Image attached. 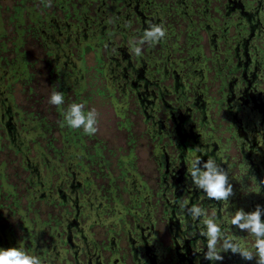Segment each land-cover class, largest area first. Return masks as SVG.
Here are the masks:
<instances>
[{"label": "rangeland", "instance_id": "obj_1", "mask_svg": "<svg viewBox=\"0 0 264 264\" xmlns=\"http://www.w3.org/2000/svg\"><path fill=\"white\" fill-rule=\"evenodd\" d=\"M179 1L177 7V0H130L141 22L132 21L134 28L163 21L168 32L163 43L146 46L136 57L127 46L136 32L125 22L116 25L125 9L114 0L106 2V18L98 0H52L51 7L47 0H0V247L18 244L41 256L43 264H67L68 247L52 245L51 219L67 208L60 194L86 204L82 214L91 212L71 227L73 236L105 244L113 236L127 246L125 233H119L122 223L130 213H146L163 172L156 162L162 148L170 155L179 152L174 145L181 136L173 130L181 118L188 135L191 128L200 133L196 139L205 150L200 154L212 153L230 170L229 210L248 203L252 186L234 178L238 154L224 141L231 134L219 111V88L236 64L235 32L242 29L247 39L250 27L264 32V1L259 9L249 0H231L236 5L228 18L223 13L229 0ZM163 10L166 16L159 21L156 11ZM238 22L246 25H229ZM115 51L131 57L122 60ZM110 56L121 64L112 60L108 67ZM251 67L249 74L256 70ZM54 89L64 92L65 107L77 101L97 109L95 136L60 127L61 112L47 103ZM171 112L174 121H164L162 114ZM67 218L72 222L71 215Z\"/></svg>", "mask_w": 264, "mask_h": 264}, {"label": "flooded vegetation", "instance_id": "obj_2", "mask_svg": "<svg viewBox=\"0 0 264 264\" xmlns=\"http://www.w3.org/2000/svg\"><path fill=\"white\" fill-rule=\"evenodd\" d=\"M98 1L101 2L99 8H102L101 13L105 14L104 18L108 17L110 11L107 9V0ZM249 1L251 4H257L259 8V5L264 0ZM118 3L125 9V15L123 16V21L120 20L121 23L117 22L116 25H122V22L127 23L129 20L139 21L134 15L130 0H114V5ZM176 3L178 7L181 1L177 0ZM228 3L229 5H225L224 18H228L231 11L235 9L236 3L231 2V0ZM230 3H233L234 6H231ZM156 12L161 16L159 21L165 18V10ZM141 21L143 23V18ZM91 23L92 25H98L94 19H92ZM225 24L227 23L225 22ZM229 25L246 24L238 22ZM144 27L146 25H139V29L141 30ZM250 28V33L247 36L248 39L241 37L244 34L242 29H238L239 31L235 32V55L232 58L236 61V64L233 67L229 66L230 69L226 71V80L225 75H223L220 79L219 88V111L223 113L224 119H227L226 131L231 134L230 138L224 141L226 143H233V148L238 154L236 163H233V167L238 171V175H235L234 178H237L240 185L249 183L252 186L248 203L244 204V209L247 211L254 210L256 204L264 205V185H262V190L257 187V183L264 184V147H260L257 141V135L264 134V32H258L254 28ZM138 34L136 32V35ZM93 37L99 43L103 41L102 37L95 33H93ZM250 40L254 41V43L256 42L254 46L248 44ZM86 47L89 46L87 45ZM241 47L243 50L242 56L239 53ZM115 54L121 55L116 51L114 52ZM121 56L122 60H125V57H131L130 55ZM56 57H58L57 54ZM108 59H110V66L108 65V67H111L112 60L117 62L116 65L121 64V60L115 58V56H110ZM194 60L195 58L193 57L192 63L195 62ZM128 62H131V59ZM253 64H255L254 70H256L254 73L251 72L249 74V69L252 68L251 65ZM154 65L160 66V62ZM111 69L114 71L115 68L112 67ZM173 74H175V71ZM126 82L129 83L127 80ZM129 84L132 88H136L134 82L131 81ZM174 87L177 88V86ZM136 94L141 96L140 90L136 91ZM161 99L163 100V94H160L159 100ZM141 101L143 104L144 101ZM162 116L164 121L170 119L174 121L175 118L172 112L170 117L165 113ZM184 121L185 118H181L179 120L180 125L177 124L175 130H173V133L177 132L176 135L181 136L180 140H177L179 143L174 145L179 152L170 155L162 148L161 158H158L156 161L160 170L163 169V172H158L157 179L159 182L156 187L157 190L151 192V196H148L152 202L147 201L148 207H146V213H130L128 214L130 219H124L122 223L119 233H125V238L128 242L127 246L124 243H116V238L113 236L106 238L105 242L109 244L96 241H90L89 243L87 238L73 236L71 234V227L78 226L79 219L88 216L91 212L85 211L82 214V209L86 204H80L77 197L72 198L68 194H60L61 203L67 208L62 209L57 217L55 216L51 219V222L56 227V234L54 240H52V245L68 247L72 259L67 260L65 258L67 264H196L198 257L200 264H210V262L203 259L202 253H194L197 246L196 240L201 238L199 235L196 237L191 235L194 226L191 227V221L186 220L184 216L179 214L176 205V200L179 198L188 199L190 202H197L199 196V193L192 192L188 188L190 180L186 171L191 158L196 154H200L194 152V148H201L203 146L196 139L200 133L191 128L190 135H188L187 131L182 127ZM171 136L172 133L168 134L167 138H171ZM189 138L191 140L185 142L187 141L185 139ZM208 155L213 156L212 153H208ZM204 159H207V155ZM217 159L220 162V159ZM223 167L226 168L224 164ZM54 200L57 201L58 199L55 198ZM82 202H85V200ZM205 205L210 209L215 206L208 204L207 201H205ZM89 206L87 204V207ZM152 212L154 215H152ZM70 215L73 218L72 222L67 218ZM165 238H167L166 244L163 243V239ZM74 240L79 242L82 240L85 247H77L78 245H75ZM245 263L255 264V261H244L238 255L229 253L225 254L224 261L222 262V264ZM217 264H220V262H217Z\"/></svg>", "mask_w": 264, "mask_h": 264}, {"label": "clouds", "instance_id": "obj_3", "mask_svg": "<svg viewBox=\"0 0 264 264\" xmlns=\"http://www.w3.org/2000/svg\"><path fill=\"white\" fill-rule=\"evenodd\" d=\"M51 6L52 0H47L46 7ZM125 28L139 33L130 37L127 45L130 53L136 57L144 55L146 46L155 47L163 43L168 35L163 21H147L146 27L141 30L134 28L129 20ZM47 103L61 112L60 127L78 130L88 137L99 132V113L86 102L72 101L65 107L64 92L54 89L48 96ZM257 141L260 147H264V134H258ZM194 152L204 153L205 150L195 147ZM205 156L206 154L194 155L186 171L190 180L188 188L199 193L197 202L183 198L176 200L179 214L191 221V227L194 226L191 235H199L201 238L196 240L194 253H202L203 259L210 264H222L225 254L229 253L238 255L244 261L264 264V205L256 204L252 211H245L244 208L230 211L232 206L229 198L234 195L229 179L230 170L223 167V162H218L217 157L207 155L205 160ZM262 185L264 184L257 183L260 190ZM205 201L215 206L210 209ZM237 232L245 235H237ZM0 264H43V261L41 256L17 244L0 247ZM196 264H200L199 257Z\"/></svg>", "mask_w": 264, "mask_h": 264}]
</instances>
